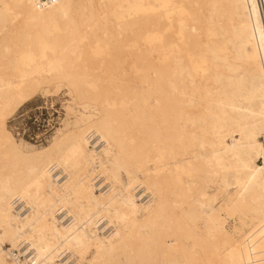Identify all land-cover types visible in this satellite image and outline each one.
<instances>
[{"label": "bare ground", "instance_id": "bare-ground-1", "mask_svg": "<svg viewBox=\"0 0 264 264\" xmlns=\"http://www.w3.org/2000/svg\"><path fill=\"white\" fill-rule=\"evenodd\" d=\"M62 85L81 111L46 145L7 129ZM21 240L33 264H264V0H0V264Z\"/></svg>", "mask_w": 264, "mask_h": 264}, {"label": "rangeland", "instance_id": "rangeland-1", "mask_svg": "<svg viewBox=\"0 0 264 264\" xmlns=\"http://www.w3.org/2000/svg\"><path fill=\"white\" fill-rule=\"evenodd\" d=\"M69 101L70 97L64 85L55 92L38 93L7 116V129L16 138H21L28 143V146H44L49 142L57 128L63 127L65 121H72L75 111H81L78 105L72 102L69 103ZM67 105H70L71 109H67ZM30 117H32L34 124L28 123ZM32 129L34 132H32ZM28 133L31 135L28 136ZM91 146L89 145L88 147ZM98 178L99 175L94 174L92 180L96 181ZM100 188L101 186L95 188L96 194L100 192ZM233 223L238 224L235 218L227 217L224 222V228L231 232ZM107 230L110 232L111 228Z\"/></svg>", "mask_w": 264, "mask_h": 264}, {"label": "built area", "instance_id": "built-area-1", "mask_svg": "<svg viewBox=\"0 0 264 264\" xmlns=\"http://www.w3.org/2000/svg\"><path fill=\"white\" fill-rule=\"evenodd\" d=\"M37 5L44 6L52 3L55 0H34ZM28 123L34 124V121L32 117H30V120H28ZM32 132L34 130L32 129ZM31 135L28 133V136ZM87 138L91 143H95L93 141L94 135L93 133H88ZM56 167H53V171H55ZM12 205L18 213H22L26 210V206L23 204L21 199L19 197H14L12 199ZM11 254L14 258L24 260L27 264H33V261L35 259V254L33 249L28 245V243L25 240H21L18 242L16 247L11 250Z\"/></svg>", "mask_w": 264, "mask_h": 264}]
</instances>
